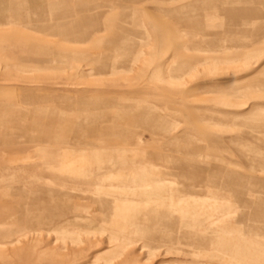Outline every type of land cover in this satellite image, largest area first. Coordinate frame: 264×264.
<instances>
[{"label": "rangeland", "instance_id": "1", "mask_svg": "<svg viewBox=\"0 0 264 264\" xmlns=\"http://www.w3.org/2000/svg\"><path fill=\"white\" fill-rule=\"evenodd\" d=\"M1 11L0 264H264L263 1Z\"/></svg>", "mask_w": 264, "mask_h": 264}, {"label": "crops", "instance_id": "2", "mask_svg": "<svg viewBox=\"0 0 264 264\" xmlns=\"http://www.w3.org/2000/svg\"><path fill=\"white\" fill-rule=\"evenodd\" d=\"M261 1L264 2V0H261ZM249 13H251V12L249 11ZM63 19H64L63 17H62V19H61V17L56 18V21H55V19H53V22L45 24L44 28H46L48 30L53 29V30H58V31L64 32V35L67 36V37H77V38H79V37L82 36V35H80L78 33V30H76V29H78L77 27H78L79 23L85 21V18L81 19L78 22L77 21L73 22L74 25L76 26L73 32L71 30L67 29L66 25L62 22ZM232 22L234 23V21H232Z\"/></svg>", "mask_w": 264, "mask_h": 264}, {"label": "bare ground", "instance_id": "3", "mask_svg": "<svg viewBox=\"0 0 264 264\" xmlns=\"http://www.w3.org/2000/svg\"><path fill=\"white\" fill-rule=\"evenodd\" d=\"M40 2V1H39ZM2 11H4V10H2ZM0 12V16L2 17L3 16V18H4V15H6L7 13H3V12ZM5 12V11H4ZM7 16H8V14H7ZM0 17V18H1ZM6 17V16H5ZM63 18H65V17H63ZM2 19V18H1ZM60 19V18H59ZM61 19H62V16H61ZM55 21H56V19H55ZM58 21V20H57ZM149 176H150V174H149Z\"/></svg>", "mask_w": 264, "mask_h": 264}]
</instances>
